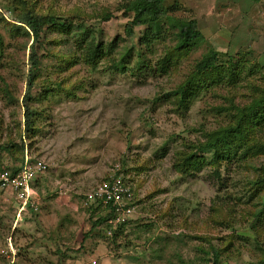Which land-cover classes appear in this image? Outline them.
Here are the masks:
<instances>
[{"label": "rangeland", "instance_id": "1", "mask_svg": "<svg viewBox=\"0 0 264 264\" xmlns=\"http://www.w3.org/2000/svg\"><path fill=\"white\" fill-rule=\"evenodd\" d=\"M126 1L130 0H25L21 5L20 0H0V144L13 140L20 145L21 138L26 144L31 133L22 125L32 39L12 27L18 24L21 6L60 18L71 27L69 33L44 29L37 44L39 68L26 102L34 113L36 137L27 154L51 166L45 177L51 191L42 197L53 199L60 185L70 184L77 191L73 203L78 208L61 201L50 207L41 202L36 211L22 213L15 222L16 207L0 201V240L12 235L22 257L17 264L41 260L57 264L61 250L84 255L88 230L107 216L108 209L99 205L86 211L79 202L82 205L84 195L117 170L121 182L132 190L133 198H128L132 201H125L135 213L127 220L126 242L112 256L124 257L125 264H212L215 250L218 264H257L261 252L252 225L254 209L262 201L254 195L252 182L264 159L233 161L228 178L220 184L209 177V167L185 175L179 165L184 164L180 152L189 151L188 145L197 146L205 132L228 124L232 104L248 103L264 90V0H167L166 7H176L169 12L172 16L196 20L204 41L175 57L166 74L155 67L137 78L111 66L124 62L146 29L157 25L136 28L132 37L127 36L132 14L123 9ZM86 32L96 44L118 40L97 66L86 61V47L77 45ZM165 33L148 56L153 64L175 46L174 34ZM211 49L220 53L225 81L230 60L231 75L239 76L201 92L187 110L179 111L176 99L168 94L185 82ZM132 56L133 64L135 53ZM66 60L75 65L68 66ZM6 87L11 102L4 98ZM19 154L1 151V166L7 162L16 167ZM198 155L210 159L208 152Z\"/></svg>", "mask_w": 264, "mask_h": 264}, {"label": "trees", "instance_id": "2", "mask_svg": "<svg viewBox=\"0 0 264 264\" xmlns=\"http://www.w3.org/2000/svg\"><path fill=\"white\" fill-rule=\"evenodd\" d=\"M21 5L25 4V0H20ZM167 0H130L124 4V10L127 14H132V20L126 26V35L129 37L133 36L134 29L157 25V29H146L142 39L137 42V49L133 50L132 53L127 55L124 62L119 61L113 63L111 69L116 72H120L124 75H130L132 78L137 76L150 74L156 67V72L166 74L169 66H171L174 58L178 57L189 50L199 46L203 41L204 37L197 27L196 20L190 18H178L172 16L170 11L176 10L175 5L173 7H166ZM254 3L260 2L261 0H251ZM23 11L16 21L18 24L12 26L17 32L22 29L24 33L29 37L31 35V55L29 57L30 70L27 77V92L24 95V114H23V129L29 133L28 143L25 144L26 140L21 138L20 145H17L15 141L5 144H0V152L8 151L20 153V159L18 164L19 167H15L13 172H17L24 162L25 151H28L32 146V140L36 137L33 128L34 113L29 109L26 104L27 98L30 95V91L34 85L37 71L39 68L38 60V49L37 44L40 45L42 41V33L44 29L54 28L58 32L69 33L71 27L66 25L65 21L54 16H42L34 13L30 8H24L21 6ZM109 20V17L105 18ZM166 28V29H165ZM28 30V31H27ZM69 30V31H66ZM165 32L174 34L175 46L171 52L165 53L164 58H160L156 63H151L148 56H152L153 45L160 42L165 37ZM90 33H85L84 38H81L77 45L80 47H86V61L92 66H97L99 62L108 56L115 50L118 40L114 39L108 45L102 43L96 44L93 40H90ZM3 40L0 37V52L2 51ZM135 53L136 61L131 63L133 54ZM227 60L230 63L228 75L229 80L225 81L221 75V71H224L223 62L220 60V53L214 50H209L195 65L194 69L189 77L182 83L175 91L168 94V97L172 96L176 99L179 111L187 110L189 107V101L196 98L201 92L208 91L209 88L220 85L225 82H232L231 78H237L238 75H231L233 69V60ZM226 62V63H227ZM65 64L68 66H74L75 63L66 60ZM213 71H218L219 75L214 77L211 75ZM139 75V76H140ZM231 77V78H230ZM4 98L8 102L12 100V94L10 90H2ZM257 96L252 98L248 103L242 105H233L229 109V120L228 124H225L214 131L205 132L204 141L199 143L197 146L190 147L187 152H180L183 158L184 164L179 165L182 167V173H191L195 170L197 173L203 168H210L209 177L215 179L220 184L225 178H228L227 168L233 161L243 162L248 159L262 158L264 159V90H260ZM167 97V95H166ZM24 140V141H23ZM30 140V141H29ZM208 152L210 159H205L204 155H198L199 153ZM1 159V156H0ZM30 162H35L31 157L28 158ZM2 165L0 160V166ZM256 180L253 181V185L256 188L254 195L257 196L258 201H262L261 207L254 209L253 214V229L255 231V244H257L261 256L257 264H264V164L256 170ZM194 172V173H196ZM127 186V185H126ZM132 193V190H130ZM263 194V195H262ZM133 198V196H131ZM252 196L251 198H253ZM250 198V199H251ZM132 201V200H129ZM130 206V205H129ZM227 210L223 211L226 212ZM253 212V211H252ZM110 214L95 221L91 229L95 232V237L107 245L110 252L115 251L121 245V242L127 239V222L118 225L114 229L107 224ZM104 225V227H103ZM256 227V229H255ZM111 231V235L107 236V231ZM88 234H90L88 232ZM230 246V245H228ZM219 253L214 250V261L212 264H218Z\"/></svg>", "mask_w": 264, "mask_h": 264}, {"label": "built area", "instance_id": "3", "mask_svg": "<svg viewBox=\"0 0 264 264\" xmlns=\"http://www.w3.org/2000/svg\"><path fill=\"white\" fill-rule=\"evenodd\" d=\"M48 168L49 165L44 161L30 162L27 157L17 172L0 166V190L12 193L18 204V217L29 209L37 210L38 197L32 189V182ZM116 172L118 171L108 176L96 189L86 193L82 199L84 208L95 203L106 207L110 214L107 224L112 229L123 224L135 213V207L127 204L131 196L130 190L121 182ZM125 199L128 200L125 201ZM111 231H107V236L111 235ZM19 252L20 249L12 236H7L4 241L0 242V264H17Z\"/></svg>", "mask_w": 264, "mask_h": 264}, {"label": "crops", "instance_id": "4", "mask_svg": "<svg viewBox=\"0 0 264 264\" xmlns=\"http://www.w3.org/2000/svg\"><path fill=\"white\" fill-rule=\"evenodd\" d=\"M249 1H251V0H249ZM252 3H254V2L252 1ZM27 152L28 151H25L24 158L31 157V155L27 154ZM39 161H42V160H39ZM44 162H45V160H44ZM46 164L49 165L48 162ZM3 165L5 167L11 169V170H14V168H15L14 163H7L6 162ZM51 165L52 166H55V163L52 162ZM19 166L20 165H17L16 167H19ZM50 167L51 166L49 165L48 170L50 169ZM48 170L45 171L43 174L38 175L34 179V181L32 182V189L35 191V193L37 194V197H38V201H37L38 206L42 202V204H44L45 206L48 205V207H50V206L54 205V203L55 204H60L58 202L61 201L63 203L62 205L66 206V207H71V208L73 207L75 210H77L78 209L77 208V204L73 203L75 201V194H77V191H76L75 188H72V185H70V184L60 185V187H59L60 192L58 194L56 193L55 194V198H53V199L49 198L50 196L49 197H42L43 193L45 194L46 191H51L50 185H49V187L47 185V184H49V182H46L45 181L46 180L45 177L47 175ZM70 171H71L70 169H66L65 170V173L66 174H69V173L72 174V171L71 172ZM0 194H1L0 195V201H2L6 205L7 204H12V206L16 207V209H17V219H16L15 222H18L17 220L19 219V217L21 215L18 217V204L15 201L12 193L5 192V191H1L0 190ZM99 205L100 204H96L95 203V204L90 205L88 208H91V207H93V208L95 207L96 208ZM100 206H102V205H100ZM79 207H80V209H83V210L88 211V208H84L80 204V202H79ZM44 210H45V208H44ZM27 212H25V213H27ZM25 213H23V214H25ZM97 213H99V212L97 211ZM46 214L47 213L42 214V216H43V217H41V218H43L42 220H45ZM94 215H95V220L99 218V217H97V214L96 213ZM90 229L88 230V232L90 234H88V237H86L87 238L86 239V242L83 243V247H84V250H85V254L84 255H80L83 259H80L81 257L80 256L78 257V255L71 256V254L65 253V252H63L61 250L60 252H62V253H59V255L61 257H59V256H58V258L55 257L56 260L54 258L55 263H57V264H93V262H94V264H125L124 263L125 258L124 257L123 258H115L114 256H112V252H110L108 250L107 245H105L104 242L102 240H100L98 237H95L96 236L95 235V232L96 231H92ZM10 236H12V235H10ZM5 238H3L2 240H0V242L4 241ZM86 245L88 246V248L86 247ZM77 248L76 249H73V250L75 251V250H77ZM74 251H72L71 253H74ZM69 256H71V257H69ZM68 257L71 258V259H69ZM20 258H22V257H21L20 252H19L18 261L19 260L20 261L22 260ZM41 261H43V263H41V264H50V262H46V260H41ZM27 264H28V262H27Z\"/></svg>", "mask_w": 264, "mask_h": 264}]
</instances>
